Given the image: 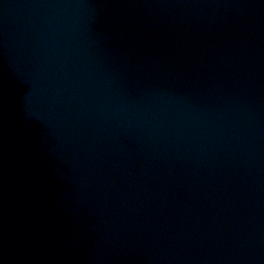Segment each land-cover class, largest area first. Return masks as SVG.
<instances>
[{"label": "water", "instance_id": "95a60500", "mask_svg": "<svg viewBox=\"0 0 264 264\" xmlns=\"http://www.w3.org/2000/svg\"><path fill=\"white\" fill-rule=\"evenodd\" d=\"M0 264H264V0H0Z\"/></svg>", "mask_w": 264, "mask_h": 264}]
</instances>
